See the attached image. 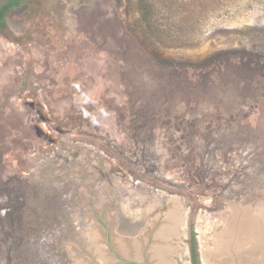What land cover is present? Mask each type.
Listing matches in <instances>:
<instances>
[{"label": "rangeland", "instance_id": "1", "mask_svg": "<svg viewBox=\"0 0 264 264\" xmlns=\"http://www.w3.org/2000/svg\"><path fill=\"white\" fill-rule=\"evenodd\" d=\"M31 1L41 33L0 55V264H193L192 236L256 264L264 0Z\"/></svg>", "mask_w": 264, "mask_h": 264}, {"label": "bare ground", "instance_id": "2", "mask_svg": "<svg viewBox=\"0 0 264 264\" xmlns=\"http://www.w3.org/2000/svg\"><path fill=\"white\" fill-rule=\"evenodd\" d=\"M169 215V214H168ZM169 217V219H168V221H169V223H167V224H164L162 227H160V230H159V228H157L159 231H157V233H156V235H155V237H156V239H157V237L160 239L159 241V243L158 244H156L155 245V247H154V251H151L152 253H154V254H157V252H158V250L159 251H161V252H163V253H169L170 252V248H167L165 245L163 246V245H161L160 243H164V241L165 240H163L164 239V235L166 236V234L167 235H170V236H172L173 235V233L175 232L174 231V228L176 227V225H178V223H177V220L174 218V219H172V215H169L168 216ZM165 219V218H164ZM167 219H165V221H166ZM172 220V221H171ZM178 222H179V220H178ZM170 224H171V226H170ZM152 225V224H151ZM250 224H248V222H247V220H246V222H244V225H243V229H244V233H246L247 234V231H250V233H256V237H257V239H254V240H251V241H249V240H247V237H245L246 238V240H244V245L246 246V248H247V252L246 253H248L249 254V256L250 257H252V259H253V261H255L256 262V264H264V231H263V235H262V237H261V235H260V229L258 230L257 228H255L254 227V225L253 226H249ZM177 229V228H176ZM175 229V230H176ZM170 230V231H169ZM97 234V233H96ZM99 234V233H98ZM155 234V233H154ZM102 235V234H101ZM155 237H154V239H155ZM163 237V238H162ZM155 239V240H156ZM99 240V239H98ZM101 240H102V238H101ZM147 240H148V237L146 238V237H141V238H139L138 239V241L137 242H135V243H132V244H134L135 245V247L134 248H132L131 246H130V243H127V241H123V239H120V240H118V241H116L117 242V245H118V247H120V249H121V252H122V254H125L126 256H130V254L133 252L134 253V256L135 257H137L138 259L139 258H142L141 256H143V255H141V251H142V249L145 247V243L147 242ZM243 240V239H242ZM167 241V240H166ZM97 242V241H96ZM82 244V243H81ZM97 244V243H96ZM100 245V244H99ZM98 245V246H99ZM100 246H102V245H100ZM117 247V249H119ZM158 247V248H157ZM102 249V248H101ZM109 251V250H108ZM107 251V252H108ZM144 251V250H143ZM105 252H106V250H105ZM106 252V253H107ZM156 252V253H155ZM101 254H102V251L100 252ZM159 253V252H158ZM200 253H201V255H202V262H203V264H211V262H210V254L208 253V251L206 250V248H205V245H204V242H203V240H201V250H200ZM109 253H107V255H108ZM121 254V255H122ZM153 255V254H152ZM101 256V255H100ZM154 257V256H153ZM104 258V257H103ZM137 258H135V259H137ZM151 258H152V256H151ZM159 258H160V256H159ZM223 258V257H222ZM142 260V259H141ZM141 260H138V261H141ZM162 260V261H161ZM153 261V260H152ZM87 262V261H86ZM92 262V261H91ZM106 262V261H105ZM151 262V261H150ZM107 263V262H106ZM92 264H94V263H92ZM103 264H105L104 262H103ZM114 264V263H113ZM141 264V263H140ZM155 264H166L165 263V261H163V259L161 258L160 260H158V262H156Z\"/></svg>", "mask_w": 264, "mask_h": 264}, {"label": "flooded vegetation", "instance_id": "3", "mask_svg": "<svg viewBox=\"0 0 264 264\" xmlns=\"http://www.w3.org/2000/svg\"><path fill=\"white\" fill-rule=\"evenodd\" d=\"M31 0H0V55L5 52L6 43L15 44L17 37L28 35L31 31L33 35L41 32L37 27V22H32L37 11L34 9ZM13 33V36L7 32ZM25 38V37H24ZM13 40V41H12ZM25 40V39H24Z\"/></svg>", "mask_w": 264, "mask_h": 264}, {"label": "trees", "instance_id": "4", "mask_svg": "<svg viewBox=\"0 0 264 264\" xmlns=\"http://www.w3.org/2000/svg\"><path fill=\"white\" fill-rule=\"evenodd\" d=\"M169 7H170V5H169ZM152 10H153V8L152 7H150ZM147 10V8H146V10H144V14H146L147 15V13H149V14H151L152 15V17L154 16V12L152 11V10ZM167 12L170 14V15H173V12H172V9L171 8H167ZM146 18H147V16H145ZM169 21H165L164 22V25L163 26H161V28H159V27H157V28H155L156 29V31H158V32H160V34H164V35H166V36H169L170 35V32H171V27L168 25L169 24V22H171V20H173V18L172 19H170L169 17L167 18ZM153 25V24H152ZM175 32V31H174ZM173 32V33H174ZM190 249H191V254H192V261H193V264H198V252H197V245H196V242H195V238H194V236H192V241H190Z\"/></svg>", "mask_w": 264, "mask_h": 264}, {"label": "crops", "instance_id": "5", "mask_svg": "<svg viewBox=\"0 0 264 264\" xmlns=\"http://www.w3.org/2000/svg\"><path fill=\"white\" fill-rule=\"evenodd\" d=\"M245 262H247V261H245ZM255 263V262H254ZM249 264V263H248Z\"/></svg>", "mask_w": 264, "mask_h": 264}]
</instances>
